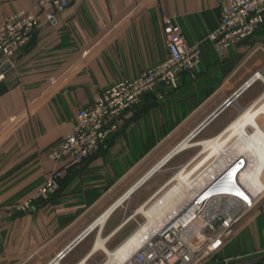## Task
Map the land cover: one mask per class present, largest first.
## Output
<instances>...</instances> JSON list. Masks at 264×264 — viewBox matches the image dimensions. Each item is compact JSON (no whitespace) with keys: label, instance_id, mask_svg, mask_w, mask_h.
<instances>
[{"label":"crops","instance_id":"crops-1","mask_svg":"<svg viewBox=\"0 0 264 264\" xmlns=\"http://www.w3.org/2000/svg\"><path fill=\"white\" fill-rule=\"evenodd\" d=\"M223 1L73 0L51 21L41 16L0 81V264H101L105 250L137 228L140 208L203 156L200 141L253 136L249 122L227 131L244 110L253 109L249 120L264 130V81L253 75L264 79L263 21L223 56L204 42L198 69L181 73L175 88L144 93L88 159L66 166L48 156L97 92L167 57L162 13L190 44L217 24ZM37 8V0H0V22ZM193 131L196 143L176 149ZM53 169L63 173L57 190L17 209ZM225 258L264 264V195L214 256L192 264H227Z\"/></svg>","mask_w":264,"mask_h":264},{"label":"built area","instance_id":"built-area-1","mask_svg":"<svg viewBox=\"0 0 264 264\" xmlns=\"http://www.w3.org/2000/svg\"><path fill=\"white\" fill-rule=\"evenodd\" d=\"M72 2L37 0V10H21L3 18L0 22V66L6 62L13 65L19 50L39 27L41 16L51 21L58 10ZM160 20L167 57L132 78L115 81L97 92L89 104L79 107L71 128L50 147L48 156L51 159H66L68 166L91 157L117 131L127 111L137 108L144 93L158 86L175 88L181 73L198 69L204 42H209L216 54L223 56L229 48L251 37L264 21V0H224L217 24L190 44L186 43L181 26L170 16L162 13ZM4 71L0 72V81ZM253 75L264 81L259 71ZM208 164L197 171L207 169L200 183L189 186L188 196L173 203L148 233L132 241L128 254L116 258L113 252L130 242L142 227L146 221L142 212L144 220L119 246L105 250L101 264H192L197 259L214 256L223 239L233 233L235 223L263 197L264 169L251 181L242 177L240 158L225 160L220 165ZM62 175V169L49 171L28 197L17 202L16 208L26 211L34 202L47 199L57 190ZM173 176L162 193L175 182ZM223 261L229 264V258ZM234 264H250V261L239 260Z\"/></svg>","mask_w":264,"mask_h":264},{"label":"bare ground","instance_id":"bare-ground-1","mask_svg":"<svg viewBox=\"0 0 264 264\" xmlns=\"http://www.w3.org/2000/svg\"><path fill=\"white\" fill-rule=\"evenodd\" d=\"M252 111L253 109L242 111L228 125L227 131L234 128L239 129L243 123L249 122L250 124H253V127H256H254L255 132L253 136H249L247 133L244 134L243 132H240V134L236 135L234 142L225 143L223 142L222 138L217 137L200 141L202 144L203 156L198 161H196L185 173L183 172L184 169H186L185 167L182 168L183 171L178 169L173 176L175 179L174 185L168 190H165L150 206L147 208H140V211L146 217V221L142 227L133 234L130 242H126L114 250V257H123L128 254L132 241H136L142 235L148 233L150 228L157 222L158 219H161L164 216L165 212L173 203L177 202L183 197L188 196L190 192L189 186L196 183L199 184L200 180L203 179V176L205 174L207 175V169L204 172L197 173V171L204 165L208 163V166L215 164L220 165L225 162V160L231 158H240V160L243 162V166L241 167V169H243L241 172L244 179L248 178L253 181L258 176H260L264 169V130L259 126L256 119L251 118V121L249 120L248 117L251 115ZM193 135L194 134L183 140L176 147V149L194 145L196 141H192L190 139ZM251 161H255V164H253L254 168L248 170V165H252ZM190 174L191 176H189Z\"/></svg>","mask_w":264,"mask_h":264},{"label":"rangeland","instance_id":"rangeland-1","mask_svg":"<svg viewBox=\"0 0 264 264\" xmlns=\"http://www.w3.org/2000/svg\"><path fill=\"white\" fill-rule=\"evenodd\" d=\"M192 141H194V140H192ZM194 163H195V162H194ZM194 163H193V164H194ZM251 163H252V165H250V166L248 165V170L254 168V165H253V164H255V161H253V162L251 161ZM193 164H192V165H193ZM192 165H190L189 167H187V168L184 170V173H185L188 169H190ZM171 184H172L171 186H173V185H174V181L171 182ZM171 186H170V187H171ZM170 187H168L166 190H168ZM156 198H157V197H156ZM153 201H154V200H153ZM153 201H151V203H152ZM151 203H150V204H151ZM147 206H148V205H147ZM143 220H144V217L142 216L141 222H142ZM226 239H227V237H225V238L223 239V241L226 240ZM205 258H208V256L204 257L203 259H205Z\"/></svg>","mask_w":264,"mask_h":264},{"label":"water","instance_id":"water-1","mask_svg":"<svg viewBox=\"0 0 264 264\" xmlns=\"http://www.w3.org/2000/svg\"><path fill=\"white\" fill-rule=\"evenodd\" d=\"M9 66H10V65H9L8 62L4 63L3 65L0 66V72L6 70ZM231 100H232V98H228V99L225 101V104H227V103L230 102ZM194 132H195V131L191 132V135L194 134ZM133 189H134V188H133ZM133 189H132V190H133Z\"/></svg>","mask_w":264,"mask_h":264}]
</instances>
